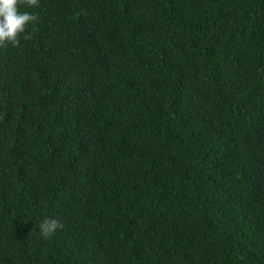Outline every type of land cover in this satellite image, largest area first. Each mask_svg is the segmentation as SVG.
<instances>
[{
	"label": "trees",
	"instance_id": "trees-1",
	"mask_svg": "<svg viewBox=\"0 0 264 264\" xmlns=\"http://www.w3.org/2000/svg\"><path fill=\"white\" fill-rule=\"evenodd\" d=\"M35 13L0 46V264H264V0Z\"/></svg>",
	"mask_w": 264,
	"mask_h": 264
},
{
	"label": "clouds",
	"instance_id": "clouds-1",
	"mask_svg": "<svg viewBox=\"0 0 264 264\" xmlns=\"http://www.w3.org/2000/svg\"><path fill=\"white\" fill-rule=\"evenodd\" d=\"M29 11H21L18 7L19 0H0V46L11 42L19 44V37L25 30H31V23L36 19L35 7L40 6L43 0H27ZM30 34L24 36L29 39ZM66 132H62L58 140L65 144ZM53 165V157H44L39 162V169L42 174L49 173ZM40 234L43 237L52 236L61 227L60 221L54 217H46L40 224Z\"/></svg>",
	"mask_w": 264,
	"mask_h": 264
}]
</instances>
